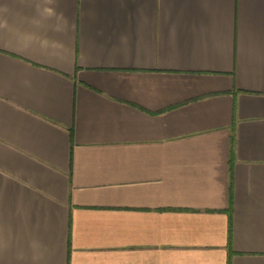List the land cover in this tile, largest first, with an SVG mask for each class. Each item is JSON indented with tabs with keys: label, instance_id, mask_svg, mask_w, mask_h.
<instances>
[{
	"label": "crops",
	"instance_id": "obj_1",
	"mask_svg": "<svg viewBox=\"0 0 264 264\" xmlns=\"http://www.w3.org/2000/svg\"><path fill=\"white\" fill-rule=\"evenodd\" d=\"M2 2L0 264H264V0Z\"/></svg>",
	"mask_w": 264,
	"mask_h": 264
},
{
	"label": "clouds",
	"instance_id": "obj_2",
	"mask_svg": "<svg viewBox=\"0 0 264 264\" xmlns=\"http://www.w3.org/2000/svg\"><path fill=\"white\" fill-rule=\"evenodd\" d=\"M29 6L33 9L34 15L25 19L33 27L39 28L44 24H48L52 32L61 33L66 30L67 20L64 18L63 13L57 11L58 0H29ZM9 12L8 4L0 0V30L11 33L19 47L30 48L37 46L44 53L69 51L63 41L54 39L47 34L41 36L36 32L23 30L10 24L8 19ZM24 84L31 86L30 81L27 80L24 81ZM8 247L9 245L6 242L0 244V254L6 252ZM28 249L31 253V264H42L47 250L44 243L38 238H33L28 243ZM16 259L19 262L25 260L23 250L17 252Z\"/></svg>",
	"mask_w": 264,
	"mask_h": 264
}]
</instances>
